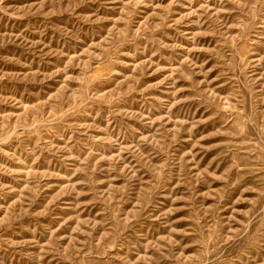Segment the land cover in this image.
I'll return each mask as SVG.
<instances>
[{
  "label": "rangeland",
  "instance_id": "374dc122",
  "mask_svg": "<svg viewBox=\"0 0 264 264\" xmlns=\"http://www.w3.org/2000/svg\"><path fill=\"white\" fill-rule=\"evenodd\" d=\"M0 264H264V0H0Z\"/></svg>",
  "mask_w": 264,
  "mask_h": 264
}]
</instances>
